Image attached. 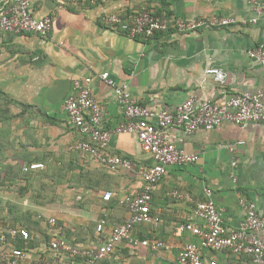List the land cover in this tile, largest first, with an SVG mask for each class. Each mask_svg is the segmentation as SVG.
<instances>
[{"label":"crops","instance_id":"0c3cea01","mask_svg":"<svg viewBox=\"0 0 264 264\" xmlns=\"http://www.w3.org/2000/svg\"><path fill=\"white\" fill-rule=\"evenodd\" d=\"M248 2L86 0L68 6L65 0H32L36 17L52 19L47 38L0 31V229L28 228L30 240L14 245L24 251L26 264H55L57 256L48 245L56 237L79 248L103 243L129 216L119 200L143 190L140 171L153 163L132 134L112 135L106 149L111 156L129 159L134 166L130 171L111 172L86 154L69 150L85 139L71 128L64 110L73 82L92 79L91 96L104 107V126L110 131L126 118L111 88L99 79L103 73L126 84L139 105L156 112L172 111L190 97L222 105L234 95L257 92L263 88V70L247 51L264 40V16L249 24L255 13ZM141 8L170 22L216 16L236 23L186 33L170 29L142 40L130 39L102 21L114 13L134 16ZM208 68L226 73L222 87L206 75ZM167 133L181 140H176L177 146L197 161L167 168L149 193L150 213L158 226L141 224L132 230V237L139 241H158L164 246L152 250L121 242L95 264H178L179 251L198 240L175 228L188 222L205 228L195 208L204 200L206 189L222 211L227 229L238 228L244 219L240 200L255 203L264 215L263 124L240 129L222 122L191 135L178 128H169ZM236 142L243 143L229 152L226 146ZM28 163H40L43 168L25 173L22 167ZM19 175L28 177L20 179ZM16 185H25L30 192L15 198L12 187ZM107 192L112 198L104 201ZM30 194L38 197L33 200ZM22 213L28 215L21 219ZM102 218L106 224L97 232ZM49 219H55L54 227ZM259 237L264 242V228ZM203 255L219 263L243 259L228 251Z\"/></svg>","mask_w":264,"mask_h":264},{"label":"built area","instance_id":"2783aa9c","mask_svg":"<svg viewBox=\"0 0 264 264\" xmlns=\"http://www.w3.org/2000/svg\"><path fill=\"white\" fill-rule=\"evenodd\" d=\"M86 0H65L68 6L76 5ZM104 1V0H88ZM208 1V0H206ZM255 17L248 21L256 24L264 16V4L261 0L248 2ZM103 23L130 39L147 40L154 35L173 29L186 33L197 31L203 27H226L236 23L234 19L211 16L208 19L186 20L175 19L170 22L167 18L157 16L146 8H141L134 16L123 17L119 14L104 16ZM246 24L245 21L241 22ZM52 26L49 15L36 17L32 0H0V31L14 35L33 34L47 38ZM250 59L257 62L263 70V88L254 93H242L228 98L224 104L216 105L208 100L190 97L172 111L158 112L141 106L132 97L124 83H118L107 73L99 79L111 88L117 103L123 108L126 122L113 130L104 126V107L97 104L91 96V78L75 80L72 84V95L64 101V110L68 116L71 128L85 139L73 143L70 151L86 154L97 160L109 171H130L134 169L132 162L124 157L111 156L106 152L112 135H135L141 150L152 158V165L142 171L140 176L144 183L143 190L135 196H125L119 204L126 206L129 216L123 224L114 229L111 235L101 244L93 247L79 248L71 245L63 237H56L48 248L57 257L55 264H95L111 253L115 246L127 242L132 246L141 245L152 250L161 248L163 243L158 241L141 240L132 237V230L141 224L158 226V219L150 213L148 204L150 191L161 181L167 168L182 167L197 161L195 155L187 154L179 148L176 138L167 133L169 128H178L191 135L198 130H211L222 122H229L240 129L247 128L252 123L264 125V40L247 51ZM206 75L211 76L219 86L226 82V73L219 68H208ZM181 143V140H177ZM236 142L226 146L229 152H234ZM236 162H232V167ZM43 168L40 163H28L22 171L32 172ZM204 200L198 202L195 215L205 222V228H199L192 223L176 226L178 233L189 232L197 238L198 244H186L177 255L178 264H264V242L259 237L264 228V215L259 214L255 203L239 201L244 211V219L236 229L223 226L222 211L211 199V191L204 190ZM112 193L103 196L109 201ZM48 224L55 226V219H49ZM106 224L102 218L97 226L101 232ZM30 232L25 228H8L5 234H0V264H26L24 251L17 249L16 242H28ZM228 251L233 256H243L241 260H230L219 263L216 260H206L204 252L221 253Z\"/></svg>","mask_w":264,"mask_h":264},{"label":"rangeland","instance_id":"374dc122","mask_svg":"<svg viewBox=\"0 0 264 264\" xmlns=\"http://www.w3.org/2000/svg\"><path fill=\"white\" fill-rule=\"evenodd\" d=\"M14 176H16V177H18V174H17V172H15V175ZM28 176H20L19 175V178L21 179V178H27ZM13 189L12 190H14L15 192L14 193H17L16 195H15V198H19V197H22L23 195H25V192L27 191V192H30V191H28V189H26L25 188V185L24 186H18V185H16V186H14V187H12ZM38 196L37 195H35V194H30V196H29V198H31V199H36ZM10 204V203H9ZM13 207V206H12ZM14 209H15V206H14ZM15 213V218L18 216V212L16 211V212H14ZM24 214H25V216H27L28 215V213H22V214H20L19 216H20V218L22 219V217H24ZM6 224V223H5Z\"/></svg>","mask_w":264,"mask_h":264},{"label":"trees","instance_id":"16d2710c","mask_svg":"<svg viewBox=\"0 0 264 264\" xmlns=\"http://www.w3.org/2000/svg\"><path fill=\"white\" fill-rule=\"evenodd\" d=\"M1 213V212H0ZM0 218H1V215H0ZM22 228V227H21ZM27 228V227H26ZM7 226H5V227H2L1 229H0V234L2 233V234H5L6 233V231H7ZM28 229V228H27ZM17 247H19V248H22L21 247V245H20V243H18L17 245H16Z\"/></svg>","mask_w":264,"mask_h":264}]
</instances>
